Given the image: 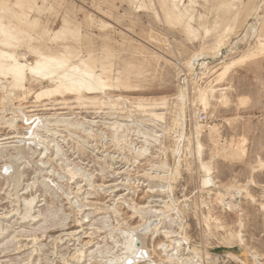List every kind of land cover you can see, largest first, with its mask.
<instances>
[{"label": "rangeland", "instance_id": "obj_1", "mask_svg": "<svg viewBox=\"0 0 264 264\" xmlns=\"http://www.w3.org/2000/svg\"><path fill=\"white\" fill-rule=\"evenodd\" d=\"M160 1L146 0L148 7L142 9L134 0H49L40 14L32 15L40 21L26 28L30 35L21 38L19 45L12 46L20 55L27 53L24 44L42 51L68 45L84 56L91 52L98 56L105 53L111 60V83L117 85L118 77L126 86L116 87L111 92V97L123 98L116 104V112L108 107L80 106L72 99L68 102L70 105L51 106L57 110L50 113L68 119L75 117L84 122L85 127L77 131L70 127H54L59 128L54 138L61 152L48 166L46 174L38 170L30 154V163L23 164L19 175L12 176L18 179L11 181L1 176L0 264H66L67 260L69 264H105L112 254L119 252L118 228L135 227L139 223V215L132 209L134 205L156 206L171 199L179 207L188 205L184 217L187 235L194 244H203L208 250L204 261L194 258L198 264H241L230 255L239 252L237 244L230 248L223 240L206 232L202 214L207 215L209 207L214 218L235 231L240 229V216L239 212L237 215L225 211L213 201L215 190L212 186L206 187L213 191L210 194L203 189L206 173L201 169L197 154L198 137L193 116L196 114L202 125H216L221 144L234 142L235 148L239 144L242 146L243 158L239 161L215 158L216 146L204 129L200 136L202 158L213 168L211 177L215 182L246 185L255 180L264 185V167L260 166L261 160L264 162V52L236 64L228 82L214 81L216 88H232L225 91L229 97L227 105L212 101L213 107L205 112L194 102L188 109L186 139L180 153L181 169L169 193L171 199L164 177L169 176L174 162L172 150L180 134L172 125L180 87L188 86L184 82L187 78L184 63L202 50L205 56L200 62L208 63V69L202 70L205 75L200 82L205 86L206 82L214 80L221 62L239 57L254 47L255 40L244 36L248 23L262 29L264 41V0H236L231 9L227 6L230 0H195L192 4L185 0L184 5L180 3V9L183 11L187 7V19L194 16L191 26L197 28L195 35L185 31V21L167 18ZM65 20L74 28L72 34L56 40L51 38L52 32L43 33L45 29L59 30ZM228 27L232 28L230 40L226 50L218 54L213 45ZM206 30L209 33H205ZM189 94L192 99L198 97L191 86ZM65 97L70 99L71 96ZM31 101L25 105H31ZM2 108L0 100V111ZM154 112L163 114V119L151 122ZM116 120L126 124L118 143L112 139L114 130L110 129V124ZM1 131L8 133L10 129L2 128ZM143 148L148 152L139 156L137 153ZM64 167L77 170L78 177L72 180ZM249 188H254L251 193L255 197L262 191L253 185ZM34 196L31 212L24 207V200ZM248 202L241 196L236 200V205L244 210L243 235L251 249L264 254V210ZM175 212L170 215L176 222ZM21 214L28 219L24 220ZM169 222L167 219L164 226L169 227ZM219 233L227 234L223 229H219ZM34 237L37 240L33 243ZM147 241L149 245L152 242L149 236ZM154 241L157 246L162 238L157 235ZM156 251L160 254L159 249ZM74 253L75 256L81 253V256L74 260L71 258Z\"/></svg>", "mask_w": 264, "mask_h": 264}, {"label": "bare ground", "instance_id": "obj_2", "mask_svg": "<svg viewBox=\"0 0 264 264\" xmlns=\"http://www.w3.org/2000/svg\"><path fill=\"white\" fill-rule=\"evenodd\" d=\"M48 1L49 0H0V100L3 102V108L0 111V179L1 176L7 178V180L12 179L11 181L18 179L17 176L14 178L12 176L13 174L19 175L20 171H22L21 168L23 164L30 163V154L32 155V159L36 160L39 166L38 170L44 171L46 174L47 172L45 171H48V166L52 164L53 160L56 161L57 156L61 152L60 144L54 138V136L59 134V130H57L59 128L55 129L54 127H70L75 131L82 130L83 127H85L86 124L75 117L68 119L58 116L56 113H50L51 110H57L51 108V106L62 105V103L65 106L70 105L68 102L72 99L79 103L80 106H96L98 109L108 107L111 112H116L118 111L115 108L116 104L123 100V98L119 96L111 97V92L116 89V87L126 86V84L122 85L124 80L118 77L117 85H115L113 81L111 83V60H109L108 55L105 53H102V56H98L91 52L84 56L75 53L68 45L63 46L61 49L42 51L35 46L24 44L22 46L27 48V53L22 55L13 49L14 47L12 46H14V44L19 45L18 42L21 38L29 34L26 28L39 23L40 19L32 15L40 14L42 8L46 7L45 5H47ZM134 1L139 2L140 8L142 9L148 7L146 5V0ZM184 1L185 0H161L160 2L167 18L172 19L174 17L179 22L185 21V31L189 32L190 35H195L197 28L191 26L194 16L190 15L191 17L187 19V7H184L185 10L183 11L180 9V3L184 5ZM194 1L195 0H188L189 4H192ZM235 1L236 0L229 1L227 5L229 9L235 7L233 4ZM40 3L43 5L40 6ZM71 9H73V7ZM236 18L237 15L233 18V21H236ZM107 25L110 28L113 27L112 24ZM246 26L247 31H245L246 33L244 36L249 37L253 41L255 40L254 47L242 52V55L239 57L221 62L222 65L217 69L216 77L214 80L206 82L207 84L205 86H203L204 82H202V84H200V82L203 81L204 78L202 76L205 75L202 70L208 69V63L206 61L200 62L205 56L202 50L194 53L193 57L184 63L187 71L185 75L187 78L184 79V82L187 83L188 86L185 87L182 85L180 87L178 102L175 104V118L172 125V128L175 127V129H178L180 134L177 135L175 139V149L172 150L174 162L171 168H169V176L164 177L167 181L165 188L169 199H171L169 193L174 188L173 182L176 181V177L180 174L179 168L182 159L180 158V153L182 152V142L186 139L188 109L194 102L199 103L204 108L205 112L213 107L212 101H219L222 105H227L229 97L226 95L225 91L232 88H216L214 81H216V83L222 81L228 82L232 76V69L236 64L246 59L262 55L260 53L264 52L262 29L258 30L255 25L249 23ZM103 27L107 28L105 25ZM49 31L52 32L51 38L57 40L62 36L72 34L74 28L65 20L62 22L59 30L53 31L45 29L43 33L48 35ZM249 31L252 34H248ZM231 32L232 28L229 27L224 30L213 45L215 52L221 54L226 50ZM205 33H209V31L206 30ZM198 68L201 70L198 71ZM189 86L193 88V93L198 96L197 98L192 99L190 97ZM67 95L71 96L70 99H66L65 96ZM28 99H32L30 102L31 105L26 106L25 102L29 101ZM17 103L19 104L16 105ZM39 112L46 113L41 115ZM163 117V114L154 112L151 114V122L160 121ZM193 117L196 118L195 131L198 137L197 154L200 157L201 169L206 173L203 181V189L210 194L213 191L207 190L206 187L212 186L215 190V199L213 201L222 206L225 211L228 210L237 215L239 212L240 216L238 221L240 229L235 231L229 229L228 226H224L219 218H214L211 214V208L207 207L208 214H202L203 219H205L206 232L216 239L223 240L230 248H233V246L237 244L239 252L236 254L230 253V255L241 264H264V254L260 251L251 249L247 245V240L243 235V230L246 225L245 219L242 218V212L244 210L241 205H236L237 197L241 196L250 201L248 202L249 204L255 203L259 206V209L264 210V185H261L259 182L257 183L255 180H252L246 185L239 183L228 185L219 184L218 181L215 182V179L211 177L213 168L202 158L203 144L200 136L204 129L208 131V137H210V140L213 141L216 146L215 158L218 156L235 162L239 161L243 158L242 146L239 144L235 148L234 142L230 145L221 144V137L216 125H202L197 120L198 117L196 114ZM20 123H22V125H20ZM124 125L117 120L110 124V129L114 130L112 139H114L116 143H118L122 137L121 132ZM2 128L10 129V131L8 133H3L1 131ZM88 133H91V131ZM9 145L14 147L10 149L9 147L11 146ZM146 151L147 149L143 148V150L140 149L137 154L143 156ZM260 166L264 167V162L262 160ZM64 171L70 175L72 180L76 176L78 177V171L74 168L65 169L64 167ZM151 178L149 177L150 180ZM250 185H253L255 189L259 188L262 190L258 197H255L251 193L254 188L250 190ZM24 204L25 206L22 204L24 207L27 206V209L30 211L33 210L32 207L33 204H35V196L33 199H25ZM202 204L206 205L205 202H202ZM187 206V204H184L179 207L173 199H171L170 202L165 201L163 204L156 206L151 204L140 207L139 205H134L132 209L135 211V214L139 215V223L136 224L135 227L127 226L126 229L118 228L120 239L117 242L121 243L119 252L116 253V255L112 254L106 260L105 264H132L133 262V264H198V261H195L194 258L204 261L205 256L209 255L207 248H205L203 244H194L187 235V227L185 226L184 219L188 208ZM15 209L17 208H14V210ZM18 210L21 211V208ZM28 212H26V214ZM172 212H175L177 215L175 219L177 220L176 222L171 219L170 213ZM8 216L9 215H7V218ZM3 217L5 218L6 216ZM31 217L34 218L33 216ZM22 218H24V220L26 218L28 219V217L26 216L25 218L24 215H22ZM167 219L170 221L169 227L164 226ZM172 226H174V228H172ZM219 229L226 230L227 234H220ZM215 230L217 232L216 234L214 233ZM157 235L162 238V241L158 242L156 246L154 239ZM148 236L152 241L150 245L147 241ZM36 240L37 237H34L32 242L34 243ZM157 248L160 251L158 255L156 251L158 250ZM75 253L72 254L74 256H71L74 260L81 256V253H79L78 256H75ZM156 255L158 256L157 260L155 259ZM65 263L69 264L68 260Z\"/></svg>", "mask_w": 264, "mask_h": 264}]
</instances>
